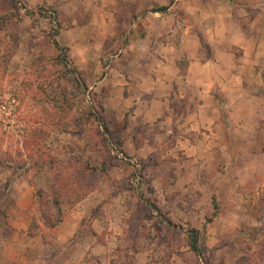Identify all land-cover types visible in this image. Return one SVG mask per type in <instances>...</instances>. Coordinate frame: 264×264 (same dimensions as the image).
Masks as SVG:
<instances>
[{"label": "rangeland", "instance_id": "374dc122", "mask_svg": "<svg viewBox=\"0 0 264 264\" xmlns=\"http://www.w3.org/2000/svg\"><path fill=\"white\" fill-rule=\"evenodd\" d=\"M29 1L0 0V186L91 190V264H264V102L239 104L237 78L264 95V64L260 81L236 65L241 48L217 30L230 25L205 17L220 0ZM187 28L210 79L181 85L195 97L177 91L166 116L148 75L194 50ZM203 87L219 109L187 114ZM44 202L40 219L55 212Z\"/></svg>", "mask_w": 264, "mask_h": 264}, {"label": "crops", "instance_id": "0c3cea01", "mask_svg": "<svg viewBox=\"0 0 264 264\" xmlns=\"http://www.w3.org/2000/svg\"><path fill=\"white\" fill-rule=\"evenodd\" d=\"M31 1L28 2L29 6ZM84 1L93 3L92 0ZM97 1L104 5L115 2V0ZM219 4L220 8L217 11L212 14L206 12L205 17H216L222 22H227L229 27L233 28L223 27L217 28V30L229 37L232 44L241 48V60L239 63L236 62V65L244 69L254 68L253 75L256 80L260 81L263 74L262 70L258 68L264 64V0H220ZM99 11L107 15L104 8H100ZM248 19L251 24L246 25ZM177 30V28L174 29V31ZM184 30V33L187 34L186 42L190 41L194 49L187 52L188 54H184V52L181 54V56L187 55L189 58L185 73H182V68L178 65L181 56L176 54L174 60H171V56H166L167 60L162 59L158 62L156 77L148 75L152 82L149 91L155 97H159L158 100L163 108L162 113L166 116L167 113L172 114L173 112L171 100L177 91L181 97H195L194 93L189 95L183 92L181 85L190 86L192 83V85H204L208 84L210 79L203 75L208 70L207 62L196 60V56L201 53L196 37L199 32L190 28ZM204 31L206 32L205 29ZM170 66L173 68L172 72L167 71ZM249 77L244 72L237 75L243 90L239 104L252 98L264 102V95L255 96L247 92L246 82ZM196 95L198 96L196 107L191 111L188 110L187 114L193 115L199 112L208 116L210 111L219 109L214 103V99H211L213 95L209 89L203 87ZM255 109L261 113L264 107ZM260 113L255 112V115ZM254 167V174H264L262 169H258V165ZM0 182H3L1 178ZM36 187L33 184L30 185L26 180L14 181L10 186H0V264H91V255L97 253L99 249L96 244L95 232L99 233L100 228L97 219L91 223V228L95 232L89 233L82 227L85 218L93 210V204L83 201L75 205L63 204L62 220L50 228L56 240V244H51L41 233L38 235L30 233L32 218L35 216L39 221L41 216L40 199L36 194ZM55 245L61 246L62 250L55 251ZM98 253H102V250H99Z\"/></svg>", "mask_w": 264, "mask_h": 264}, {"label": "trees", "instance_id": "16d2710c", "mask_svg": "<svg viewBox=\"0 0 264 264\" xmlns=\"http://www.w3.org/2000/svg\"><path fill=\"white\" fill-rule=\"evenodd\" d=\"M166 6H160L156 8L154 11H164L166 10ZM203 41V40H202ZM204 47H207L205 44V41H203ZM88 170L94 169L92 167L87 168ZM74 181H69L66 179H62V181L57 186H50L48 188H39L36 190V194L38 197L42 200V205H45L44 201L46 198H48V202L53 206V209H55V212L49 209L48 206H46V209L42 211V217L39 221L36 222V217L34 216L32 218V223H34V229H30V233L32 235H38L42 234L47 242L51 244H56V240L54 238V235L50 232V228L56 226L59 224V222L62 220V205L68 204V205H75L78 203L81 199L85 198L91 190L83 191L81 193L76 192L75 187L73 186ZM73 186L75 193H67L66 188L68 186ZM45 207V206H44ZM31 227V226H30ZM40 228V229H39ZM49 229L46 232L42 231L44 229ZM196 241H193V247L196 248Z\"/></svg>", "mask_w": 264, "mask_h": 264}]
</instances>
